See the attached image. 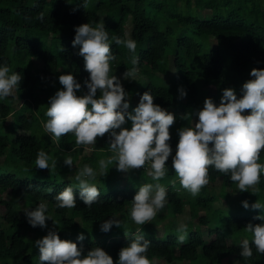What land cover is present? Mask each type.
<instances>
[{"label": "trees", "instance_id": "trees-1", "mask_svg": "<svg viewBox=\"0 0 264 264\" xmlns=\"http://www.w3.org/2000/svg\"><path fill=\"white\" fill-rule=\"evenodd\" d=\"M84 2L0 0V65L6 63L9 74L19 72L23 77L12 96L0 98V155H4L0 162V204L3 206L0 264H40L35 241L45 236L49 229H55L61 239L82 246L84 254L99 246L117 261L119 250L128 245L138 228H142L140 234L151 242L148 258H158L163 264H184V261L188 264H264V255L257 253L255 246L253 256L247 261L239 254L242 240L249 239L250 243L252 240L251 233L245 232L244 227L249 222L264 223V220L255 219L264 215V210L245 209L241 203L244 200L250 205L257 200L264 203V174L256 195L250 192L230 195L228 191L218 195L208 190L190 199L178 192L179 187L165 186L167 202L173 212H180L184 199L188 198L193 224L187 225L186 239L180 243L177 227L164 225L158 234L152 221L143 226L132 221L131 201L145 181L142 184L136 180L113 182V186L105 188L97 180H90L99 189L100 197L87 207L79 197L75 175L84 166L81 164H88L96 171L95 157L84 155L83 163L73 161V167L69 169L64 165L66 157L56 150L75 148L74 135L68 134L56 141L41 125L47 118V108L41 103H48L49 97L62 88L59 75L71 73L76 77L82 85L78 95L87 91L83 81L89 74L84 70L83 57L78 55L79 46H72L77 26L84 23L96 26L103 22L110 40L112 36L123 38L128 33L136 41L135 54L111 43L116 59L111 62L110 74H123L132 68L133 55L139 57L137 69L150 75L157 70L169 72L168 61L171 59L172 81L178 80V85L187 93L180 102L183 108L191 110L199 88L211 83L219 91L228 75H233V81L248 80L252 78L249 75L252 68H264V0H87V8H83ZM40 13L44 14L43 21L36 19ZM30 31L36 33V40L27 37ZM209 36L214 37L215 46L208 44ZM22 54L28 59L22 60ZM33 63L37 64L32 67ZM122 85L128 94L132 92L138 99L150 90L154 103L162 107L176 101L172 88L175 85L171 81L166 83L159 76H150L135 86L128 80ZM41 92L44 93L42 97ZM236 94L239 98L241 92ZM14 97L20 101L18 107L13 106ZM10 113L12 121L3 129L2 122ZM9 125L14 130L9 129ZM171 137L175 155L178 132ZM107 139V135L97 139L93 145L95 153L109 152ZM40 150L49 155L50 165L52 160L57 162L55 169L49 172L36 168L35 159ZM170 162L171 157L167 166ZM259 162L264 163V151L260 153ZM216 178H220L224 187L235 184L228 175L210 168L208 184H213ZM67 186L73 187L77 206L57 208L54 197ZM6 190L9 196L4 198L2 192ZM220 195L228 201L225 208L215 204ZM41 202L47 204L45 214L51 219L46 221L47 228H33L19 207L24 205L27 210H32ZM200 207L203 212L199 211ZM77 216L81 224L76 221ZM112 217L124 222L121 228L113 226L102 239L89 238L98 230L95 222L101 224ZM23 228L30 229L32 235L26 237ZM124 232L129 233L128 238ZM79 233L84 234L83 241L77 239Z\"/></svg>", "mask_w": 264, "mask_h": 264}, {"label": "clouds", "instance_id": "clouds-1", "mask_svg": "<svg viewBox=\"0 0 264 264\" xmlns=\"http://www.w3.org/2000/svg\"><path fill=\"white\" fill-rule=\"evenodd\" d=\"M81 6L87 8V0ZM36 19L43 21L44 14L40 13ZM112 42L136 53L137 43L130 34L125 33L123 38L112 36L110 40L103 22L96 26L84 23L75 28L72 46H79L78 55L83 57L84 70L89 74L83 81L87 91L78 95L82 85L76 77L71 73L59 75L62 88L49 97L45 131L56 141L72 134L78 146L95 145L98 138L107 135L112 155L99 160L101 176L108 174L110 165L125 174L148 165V176L159 181L165 177L167 161L171 157V167L180 186L192 196H197L208 185L210 168L228 175L238 192L256 195L259 192L257 185L264 174V163L259 162L260 153L264 151V68L251 69L249 75L252 78L242 84L239 98L231 87L222 90L218 105L211 97L205 98L203 107L194 112L198 119H192L191 126L178 129L179 140L173 155L170 128L176 121L175 114L154 103L150 90L140 95L138 105L128 112L130 96L121 79L110 74L111 62L116 59ZM131 63L133 67L123 73L125 80H135L139 57L133 55ZM9 73L6 63L0 65V98L12 96L22 82L19 72ZM178 91L181 99L186 97L183 88ZM192 115L181 118H192ZM128 121L131 122L130 129L124 127ZM49 160L45 151H38L36 168L49 172L55 169L57 162L52 160L50 165ZM64 165L69 169L73 167L70 155L64 159ZM96 176L97 172L88 164L75 175L79 197L89 208L100 197L99 189L89 182ZM170 183L174 186L176 181ZM167 195L166 188L160 183L142 184L131 201L132 221L139 226L151 222L164 209ZM54 199L60 209L77 206L71 186L65 187ZM241 203L245 209L264 210V203L259 200L251 205L247 200ZM47 208V204L41 202L34 209L26 210L27 222L33 228H47L46 221L51 219L45 214ZM255 219L264 220V215ZM123 224L119 218L112 217L100 224V231L107 233L113 226L121 228ZM244 231L251 233L252 240L251 243L249 239L242 240L240 256L246 261L250 259L253 246L257 253L264 255V223L249 222ZM141 232L142 228H138L137 233L128 239V245L119 250L115 264H153L147 256L151 242ZM177 233L178 241L183 243L187 233L184 222L179 223ZM124 234L129 237V233ZM77 239L83 241L84 234L79 233ZM35 247L39 250L40 264H114L113 258L102 247H93L84 254L82 246L61 239L55 229H49L45 236L37 239Z\"/></svg>", "mask_w": 264, "mask_h": 264}, {"label": "rangeland", "instance_id": "rangeland-1", "mask_svg": "<svg viewBox=\"0 0 264 264\" xmlns=\"http://www.w3.org/2000/svg\"><path fill=\"white\" fill-rule=\"evenodd\" d=\"M26 35H27V37H29L32 40L37 39V35L34 32L30 31ZM208 44L210 46H215V39L213 36L208 37ZM20 58L22 60H27L28 56L22 54V55H20ZM170 58L171 57L169 56V59ZM170 60L168 61L169 72L165 69L164 70H157V71H155L154 74L150 75L147 72L143 73L141 70H138L137 75L135 77V80H128V81H130V83H132L133 86H135V85H138L139 83L143 82L144 80L148 79V77H150V76H153V77L159 76L166 83H169L171 81L175 85L174 87H172L173 88V94L176 97L175 103H173L169 106L163 107V108L167 109L169 112L174 113L176 116V121H175L174 125L170 128L171 134L177 133L178 129H180L181 127L191 126L192 119L194 121L197 119V117L194 115V112L203 107V102H204L205 98L211 97L214 100V102H216V104H219L223 89L231 87V88L235 89L236 93L241 92L240 90H241L242 84L245 82L242 80H246L243 78V79H240V81H233L232 80L233 75L230 76L227 73L228 77H227V79L224 83V86L222 87L221 90L217 91V88L211 83L207 84L206 87L199 88V95L197 97V100H196L194 106L191 108V110L185 109L182 107V104L180 102V100H183L184 98H182V99L180 98L179 91H178L182 87H181V85H178V80L174 82V81H172V77L170 76V73H172L174 71ZM36 64L37 63H33L32 67H34ZM226 69H227V67L225 65V70ZM112 75H116L117 77H119L121 79L122 83L127 81V80L123 79V74L121 72L113 73ZM42 96H44L43 92L40 93V97H42ZM129 96H130V107L128 109V112H132L133 109L138 105L139 99L132 92L129 93ZM12 103H13L14 107H18V105L20 104V101L16 97H14L12 99ZM41 105L43 108L48 107V103L46 101H43L41 103ZM190 113L193 114L192 118L191 117H190V119L189 118L188 119H182L181 118L182 115H186V114H190ZM11 121H12V114L10 113V114H8L7 117H5L4 121L2 122V128L5 129L4 126L6 124H9ZM46 121H47V118L41 122V125L43 128H44V123H46ZM124 127H128L130 129L131 122L128 121V123L125 124ZM11 128L12 127L9 125V129H11ZM13 130H12V132H13ZM56 151L58 154H60L63 157H67L70 155L72 157L73 161L78 162V163H83L82 157L84 155H87V158L89 156H91V158L95 157L97 168H98L96 170L97 173L99 172V160L100 159H106L108 156L112 155V153L110 151L108 153H101V154L95 153L93 150V145H90V146H78L77 145L75 148H73L71 150L65 151V150L57 149ZM3 158H4V155H0V162L2 161ZM171 163L172 162H170L168 164V166H166L167 170H166L165 177L159 181H154L150 176H148L147 172H145V171L142 172V170H146L147 168L146 169L143 168V169H139V170H133V171L125 174L122 172H118L114 165L109 166V172L106 176H101L98 178L96 177L95 180H97V182H99L100 184H104L106 186L105 188H110L111 186H113V182L114 183H126V182H129L131 180H136L138 182V184H142L143 183L142 181H145L146 183H153V184L160 183L162 186L165 187L169 184L172 185L170 182L175 180L176 183L174 186L179 187L178 192L180 194H186L188 196V198L192 199L194 196H192L190 192H188L187 190L183 189L180 186L178 178L176 177V174L174 172V169H172V167H171ZM81 165L83 166L85 164H81ZM208 190L213 192L214 194H218V195L221 194L220 192H222V191L223 192L228 191V192H230L229 193L230 195H236L238 193V189H237L236 184H234V186H230V187L225 186L224 187L220 183V178H216V180L213 182V184H208L207 186L202 188L200 193H202L203 191H208ZM262 195L264 196V190L262 192ZM8 196H9V192L7 190L2 192V197L7 198ZM188 198L184 199L183 207H182V210L180 212H173L171 205L168 202L166 203L164 209L161 212H159L157 214V216L152 220L151 225H154V230L156 233H158V234L161 233L162 227L164 225L175 228V227H178L180 222H184L186 225L190 224V222L192 223L191 218L189 217V205H188V200H187ZM226 203H228V201L225 199V197L220 195L215 204L217 206L219 205L220 207L225 208L227 206ZM19 209H20V212L22 214H24V212L27 210L24 205L20 206ZM198 209L200 212L204 211V209L202 207H200ZM2 210H3V206L0 204V213L2 212ZM75 219H76V221H78L79 224H81L80 218L78 216ZM94 224L97 225L98 230H96L93 233V237H89V238L102 239L104 232L100 231V224L96 223V222ZM22 233L26 237H29L32 235V231L28 228H23ZM150 260L153 261V264H163V262L158 258H152ZM115 262H116V260H114V264H115ZM184 264H188L187 261H184Z\"/></svg>", "mask_w": 264, "mask_h": 264}, {"label": "built area", "instance_id": "built-area-1", "mask_svg": "<svg viewBox=\"0 0 264 264\" xmlns=\"http://www.w3.org/2000/svg\"><path fill=\"white\" fill-rule=\"evenodd\" d=\"M148 168V165H145L144 169Z\"/></svg>", "mask_w": 264, "mask_h": 264}]
</instances>
